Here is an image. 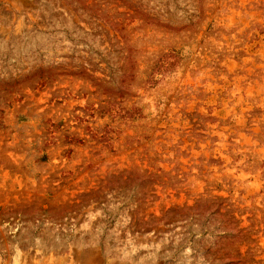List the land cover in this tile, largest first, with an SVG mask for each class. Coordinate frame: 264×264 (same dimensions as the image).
Wrapping results in <instances>:
<instances>
[{"label": "rangeland", "instance_id": "rangeland-1", "mask_svg": "<svg viewBox=\"0 0 264 264\" xmlns=\"http://www.w3.org/2000/svg\"><path fill=\"white\" fill-rule=\"evenodd\" d=\"M0 264H264V0H0Z\"/></svg>", "mask_w": 264, "mask_h": 264}]
</instances>
